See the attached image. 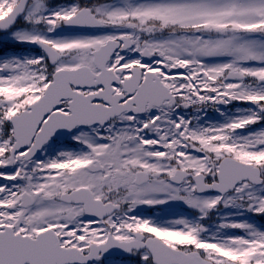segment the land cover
Returning <instances> with one entry per match:
<instances>
[{
	"label": "snow or ice",
	"instance_id": "snow-or-ice-1",
	"mask_svg": "<svg viewBox=\"0 0 264 264\" xmlns=\"http://www.w3.org/2000/svg\"><path fill=\"white\" fill-rule=\"evenodd\" d=\"M0 264H264V0H0Z\"/></svg>",
	"mask_w": 264,
	"mask_h": 264
}]
</instances>
